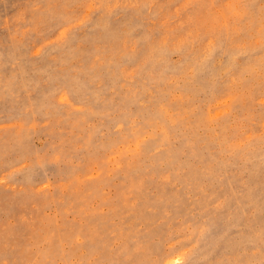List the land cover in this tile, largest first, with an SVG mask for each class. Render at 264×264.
<instances>
[{"label": "rangeland", "instance_id": "rangeland-1", "mask_svg": "<svg viewBox=\"0 0 264 264\" xmlns=\"http://www.w3.org/2000/svg\"><path fill=\"white\" fill-rule=\"evenodd\" d=\"M0 264H264V0H0Z\"/></svg>", "mask_w": 264, "mask_h": 264}]
</instances>
